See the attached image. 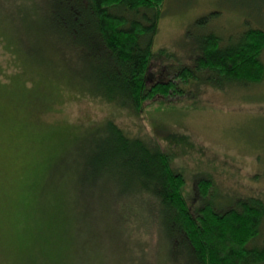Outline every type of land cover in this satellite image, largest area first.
<instances>
[{"label": "trees", "instance_id": "trees-1", "mask_svg": "<svg viewBox=\"0 0 264 264\" xmlns=\"http://www.w3.org/2000/svg\"><path fill=\"white\" fill-rule=\"evenodd\" d=\"M165 1L0 0V33L7 43L25 47L29 54L51 55L68 69L73 64L91 95L137 113L152 103L182 96L184 84L197 70L216 84V79L245 83L264 79L262 26L246 23L239 35L232 32L226 37L207 34L198 64H173L165 48L153 52ZM26 57L28 68H38L30 64L34 59ZM170 65L182 69L158 78L170 71ZM106 126L102 137L90 141L85 136L73 162L72 154L65 153L74 142L66 144L69 131L63 135L66 145L50 156L45 173L54 177L59 172L76 193L75 199L64 202L72 211L69 224L58 214L53 219L59 223V236L67 241L57 245L54 236L44 232L50 225L43 230L37 216L33 228V221L31 225L23 216L32 239L14 264H122L121 241L128 246L130 235H123L117 225L141 217L170 247L183 245L190 264H264V245L255 243L264 223L261 199L240 197L221 206L215 200L216 181L207 177L195 182V193L187 192V177L176 163L177 154L160 141L177 144L176 131L168 126L155 124L152 139L131 136L112 119ZM54 165L58 167L52 171ZM106 221L116 226L113 233L108 230L109 235L103 232ZM73 224L77 227L74 239ZM65 255L73 257L71 262ZM144 260L139 264L150 261Z\"/></svg>", "mask_w": 264, "mask_h": 264}, {"label": "rangeland", "instance_id": "rangeland-1", "mask_svg": "<svg viewBox=\"0 0 264 264\" xmlns=\"http://www.w3.org/2000/svg\"><path fill=\"white\" fill-rule=\"evenodd\" d=\"M246 23L264 27V0H166L153 52L165 48L171 52L173 64H198L207 34L239 35ZM1 36L0 264H14L32 239L23 216L29 224L33 221V228L37 216L43 230L50 225L44 232L53 235L57 245L67 241L59 236V223H53V219L58 214L69 224L72 211L64 202L75 199L76 193L59 172L54 177L45 173L50 156L60 152L63 135L69 131L66 144L74 142L65 153L72 154L73 162L78 145L87 135L90 141L102 137L108 119L129 135L145 139L154 138L155 124L174 129L177 144L162 138L160 141L177 154L176 163L187 177V192L195 193V182L207 177L216 181L215 200L221 206L233 204L240 197H257L264 202V79L247 83L216 79L218 85L197 70L184 84L186 93L182 96L152 103L143 113H137L91 95L82 76L73 71V64L69 70L51 55L29 54L23 51L25 47L19 49L7 43L4 34ZM24 57L34 59L30 64L38 68H28ZM261 57L264 61V51ZM171 67L157 77L167 78V74L182 69ZM64 163L61 166L65 167ZM143 219L117 225L123 235H130L128 246L121 241L122 264H139L143 259L151 261L147 264H190L183 245L170 247L168 240L150 231L152 224ZM74 224L73 239L77 232ZM113 229L114 221H106L103 232L109 235L108 230L113 233ZM255 243L264 245V223ZM65 257L71 258L69 262L73 259Z\"/></svg>", "mask_w": 264, "mask_h": 264}]
</instances>
